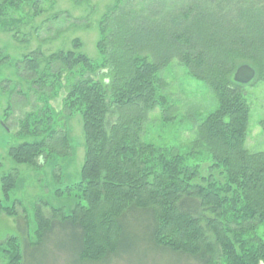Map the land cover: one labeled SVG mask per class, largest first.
<instances>
[{"label":"trees","instance_id":"16d2710c","mask_svg":"<svg viewBox=\"0 0 264 264\" xmlns=\"http://www.w3.org/2000/svg\"><path fill=\"white\" fill-rule=\"evenodd\" d=\"M24 1L0 0V30H11L8 9ZM31 1L37 17L41 0ZM139 2L116 0L103 15L95 45L100 65L77 52L78 39L75 50L47 57L32 52L20 61L40 91L53 90L50 99L61 91L64 96L61 112L47 99L21 120V132L39 141L10 148L12 162L38 167L54 155L71 156L63 113L79 115L84 140L77 202L68 214L52 209L48 219L37 209L34 235L40 240L69 227L78 260L97 262L117 252L126 216L135 213L148 220L149 244L179 259L264 264V240L255 235L264 223V153L244 148L250 106L245 85L233 81L237 68L247 65L255 72L251 83H264V0H170L155 12L138 8L144 6ZM173 60L204 82L217 102L195 132L194 145L207 151L215 173L207 177L175 147L142 140L148 113L171 109L160 73ZM15 187L14 175L1 178L6 199ZM3 212L16 210L0 201ZM2 246L6 264H19L17 240Z\"/></svg>","mask_w":264,"mask_h":264},{"label":"rangeland","instance_id":"374dc122","mask_svg":"<svg viewBox=\"0 0 264 264\" xmlns=\"http://www.w3.org/2000/svg\"><path fill=\"white\" fill-rule=\"evenodd\" d=\"M115 1L41 0L37 8L42 12L33 17L32 1L25 0L19 8H9L7 12L9 18L20 21L10 23L5 17V23L11 30H0V201L4 207L14 206L16 210L13 216L0 213V244H5L10 238L17 240L21 254L19 264H196L188 257L179 259L178 254L152 247L146 229L148 220L135 213L126 216L117 252L97 262L78 260L76 232L69 227H57L40 240L34 235L37 209L48 219L52 209L68 214L77 202L78 192L74 185L79 180L84 160L79 115H62L61 122L69 132L71 156L54 155L45 165L39 161L38 167L16 165L8 156L12 147L39 141L38 136L21 132V120L42 107L53 93V90L40 91L38 84H33L36 78L31 79L27 72H23L25 64L20 61L32 52H41L47 57L60 51L75 50L73 40L78 39L81 46L76 48L77 52L100 65L103 57L95 46L100 37L99 26L103 15L110 11ZM136 1L144 5L138 8L155 12L170 0ZM56 15L57 19H53ZM40 67L43 69V64ZM160 77L165 83L162 94L168 97L171 109L162 113L156 108L148 113L142 140L156 147H175L185 155L187 164L199 166L202 177L215 174L210 168L211 159L207 151L194 145L197 126L217 107L214 93L204 82L191 77L177 60L164 68ZM245 92L250 116L244 148L250 153H264V130L261 127L264 120V83L250 82L245 85ZM63 96L61 91L56 98L49 100V105L56 112L62 110ZM165 116L173 119L165 121ZM8 174L16 177V187L6 199L1 189V178ZM255 235L264 240V223L257 227ZM3 248L0 249V264L7 262ZM219 264L224 263L220 261Z\"/></svg>","mask_w":264,"mask_h":264},{"label":"water","instance_id":"95a60500","mask_svg":"<svg viewBox=\"0 0 264 264\" xmlns=\"http://www.w3.org/2000/svg\"><path fill=\"white\" fill-rule=\"evenodd\" d=\"M254 76L255 72L251 67L242 65L235 71L233 75V81L241 85H247L252 82Z\"/></svg>","mask_w":264,"mask_h":264}]
</instances>
